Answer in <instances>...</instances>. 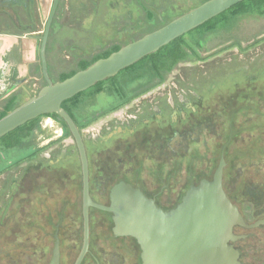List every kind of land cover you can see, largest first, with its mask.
Wrapping results in <instances>:
<instances>
[{
	"label": "flooded vegetation",
	"instance_id": "af4514ba",
	"mask_svg": "<svg viewBox=\"0 0 264 264\" xmlns=\"http://www.w3.org/2000/svg\"><path fill=\"white\" fill-rule=\"evenodd\" d=\"M208 1L0 0V119L48 84L44 55L50 79L62 81ZM164 47L179 55L171 69L151 79L121 70L93 99L85 90L79 102L62 104L83 135L92 200L110 205L124 182L170 210L222 165L223 189L244 220L264 219V0H242ZM101 94L94 110L89 102ZM53 121L60 130L43 133L40 124ZM8 134L0 137V241L25 234V264H49L56 243L59 264H77L86 235L74 136L49 114ZM89 213L79 264H143L141 243L113 231L112 212ZM257 228L264 224L233 228L246 235L234 242L241 260L239 241Z\"/></svg>",
	"mask_w": 264,
	"mask_h": 264
},
{
	"label": "water",
	"instance_id": "95a60500",
	"mask_svg": "<svg viewBox=\"0 0 264 264\" xmlns=\"http://www.w3.org/2000/svg\"><path fill=\"white\" fill-rule=\"evenodd\" d=\"M242 0H210L169 25L133 41L110 56L95 61L62 81L53 82L47 74L44 47V74L48 84L35 97L23 102L0 119V137L42 114H59L74 136L83 173V214L86 250L90 229V207L113 213L116 234H130L141 243L143 264H241L234 242L246 237L233 228L254 227L264 219L248 224L222 186V165L213 181L202 180L190 187L175 208L164 210L138 188L121 182L112 189L110 205L95 203L89 193V162L83 135L72 116L62 107L64 101L90 89L97 82L114 77L119 71L153 54L173 39L212 19ZM49 264H59V244Z\"/></svg>",
	"mask_w": 264,
	"mask_h": 264
},
{
	"label": "rangeland",
	"instance_id": "374dc122",
	"mask_svg": "<svg viewBox=\"0 0 264 264\" xmlns=\"http://www.w3.org/2000/svg\"><path fill=\"white\" fill-rule=\"evenodd\" d=\"M105 14V13H103ZM102 17V16H101ZM101 17H99L96 20L97 25L100 27L101 26ZM224 19V16H219L217 17V20L219 22H221ZM246 24V23H245ZM260 26H257V28ZM108 93H106L107 95ZM103 94H101V96H97L95 98V100L92 102H89V105H91L93 107V109L95 110L96 107L95 105L97 104V100L102 104V98H103ZM107 98H109V95H107ZM109 100V99H108ZM100 123V121H96L93 125L90 126V128L92 130H95V128H97L98 124ZM53 124L55 125V127L50 128H43L42 124H40V126L42 127V132L43 133H50L53 135H55L53 133V130L58 129L59 128V124L56 121H53ZM52 124V125H53ZM86 131V129H85ZM66 142H73L72 137H69L67 139H65ZM62 142H59V148L60 150H65L64 145H61ZM62 146V147H61ZM68 153V152H67ZM67 153H62L64 154V156H66ZM63 156V157H64ZM77 167V166H76ZM78 170H80V165L77 168ZM76 172H79V171ZM63 184L60 183V191L62 190ZM64 188V187H63ZM65 192V191H63ZM62 193V191H61ZM60 193V194H61ZM82 193H80L78 196L80 197ZM78 197V198H79ZM81 202V200H78ZM79 219H82V213L81 210L79 209ZM81 223H79L80 225ZM95 228V226H94ZM97 229H94V232H97ZM237 231L239 232H246V229H237ZM92 232H93V227H92ZM251 233L250 237H248L247 239H243L241 241H239V245L241 247V250H243V257L241 260V264H264V228H257V229H252L249 231ZM25 234L20 233L18 235V241H0V264H14V262L16 261L18 264H25V254L23 253V239ZM12 237V236H11ZM14 237V236H13Z\"/></svg>",
	"mask_w": 264,
	"mask_h": 264
},
{
	"label": "trees",
	"instance_id": "16d2710c",
	"mask_svg": "<svg viewBox=\"0 0 264 264\" xmlns=\"http://www.w3.org/2000/svg\"><path fill=\"white\" fill-rule=\"evenodd\" d=\"M173 55H174V52H169L167 50V48L164 47L163 49L155 51V52H153V54H150V55L138 60L132 66H129L127 68L122 69L121 73H125V72L126 73H131V74L134 73V75L136 76L138 71L145 70V71H149L150 72V79H151L153 77V75H155V73H157V74L159 73L158 71L160 69L164 68V69L168 70V69L172 68V66L177 62V59L179 57V55L176 54V55H174V58L171 59V57ZM107 56H109V54ZM86 66H88V65H85L84 68ZM123 75L124 74H121V75L119 74L117 76L114 75V77H111L109 79L110 80L111 79L114 80V78H117V77H120V76H123ZM104 83H105V81L97 82L93 87L88 89L87 91H90L89 94H91L88 97L93 99L94 96L97 94L96 92L100 88L103 87ZM87 91L80 92L77 95H75L73 98H71L69 100H66L63 103V106L66 107L67 106V102H74V101H76V102L78 101L79 102L82 98H84L87 95V94H84ZM77 106H78V104H77ZM49 115H53V116L57 117L58 119H60L62 124H63V126H64L65 134L66 135H71L67 123L65 122V120L59 114L53 113V114H49ZM37 121H38V117L35 118V120L29 121V122L25 123L24 125H21V126L15 128V130L12 131L11 133H9L8 136L9 135L11 136V134L16 133V131L19 130L20 128H22V127H25V126L34 127L37 124ZM87 123L80 124V127H82V125H85ZM12 142L13 141H11V143Z\"/></svg>",
	"mask_w": 264,
	"mask_h": 264
}]
</instances>
